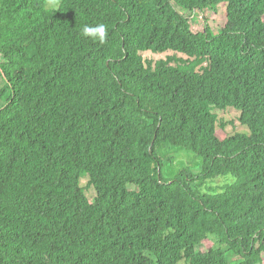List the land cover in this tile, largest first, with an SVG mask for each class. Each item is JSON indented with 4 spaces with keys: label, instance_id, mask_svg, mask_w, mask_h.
<instances>
[{
    "label": "trees",
    "instance_id": "16d2710c",
    "mask_svg": "<svg viewBox=\"0 0 264 264\" xmlns=\"http://www.w3.org/2000/svg\"><path fill=\"white\" fill-rule=\"evenodd\" d=\"M0 58V264H264V0H0Z\"/></svg>",
    "mask_w": 264,
    "mask_h": 264
},
{
    "label": "rangeland",
    "instance_id": "374dc122",
    "mask_svg": "<svg viewBox=\"0 0 264 264\" xmlns=\"http://www.w3.org/2000/svg\"><path fill=\"white\" fill-rule=\"evenodd\" d=\"M183 14L190 16V12H185L180 10ZM198 21H203L206 19L209 26L211 27L213 36L217 37L221 33V29L224 28L226 24V8L223 6L218 7L215 10L207 9L203 13L198 12L194 16ZM168 54H154L151 52L143 53V57L147 60H160L165 59ZM4 59L0 58V63ZM5 87V82L1 78L0 71V91ZM213 114L218 115L219 119H223L227 123L226 132L229 134L241 133L246 134L248 128L243 126L240 122V113L234 109H227L226 111L214 110ZM157 152L160 158L165 159L163 165V174L166 179H174L178 173L183 169H189L193 174H199L202 170V160L199 158L194 151H189L182 148H175L173 146L158 147ZM89 178L84 176L80 181V186L84 188L87 197L91 203H94L97 193L92 186H88ZM230 179H219L214 183L205 186L203 191L208 193V188H222L224 185L229 184ZM217 247L218 243H214ZM200 251H205L206 247L201 246ZM230 264H242V259L238 256H230Z\"/></svg>",
    "mask_w": 264,
    "mask_h": 264
},
{
    "label": "clouds",
    "instance_id": "9594fccd",
    "mask_svg": "<svg viewBox=\"0 0 264 264\" xmlns=\"http://www.w3.org/2000/svg\"><path fill=\"white\" fill-rule=\"evenodd\" d=\"M107 35L108 29L103 23H98L95 25L85 24L80 31V36L84 39L97 41L101 44L105 42Z\"/></svg>",
    "mask_w": 264,
    "mask_h": 264
}]
</instances>
